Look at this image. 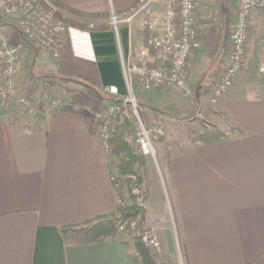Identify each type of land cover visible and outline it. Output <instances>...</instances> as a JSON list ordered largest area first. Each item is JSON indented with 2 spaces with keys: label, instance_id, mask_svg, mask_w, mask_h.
I'll return each mask as SVG.
<instances>
[{
  "label": "crops",
  "instance_id": "obj_1",
  "mask_svg": "<svg viewBox=\"0 0 264 264\" xmlns=\"http://www.w3.org/2000/svg\"><path fill=\"white\" fill-rule=\"evenodd\" d=\"M59 1L84 15L62 8L67 30L60 59L35 43L20 44L21 84L24 89L25 76L40 69L68 86L80 80L104 90L114 86L117 92L108 95L115 98H139L147 121L163 130L162 179L174 212L172 220L161 174L146 159L144 230L160 241L158 264H177L182 248L186 264H264V16L253 13L244 66L228 94L212 102L211 83L228 62L235 0L222 43L211 54L202 46L192 54L187 86L159 85L158 91L134 75L128 84L124 73V63L165 64L166 49L147 44L152 31L143 22L147 11L137 8L141 0ZM201 1L208 15L214 0ZM167 5H151L158 32L167 29ZM112 14L120 25L112 26ZM68 99L66 105L43 101L34 111L0 104V264H142L129 239L73 243L63 235V226L115 212L119 204L102 139L90 128L94 115L75 110Z\"/></svg>",
  "mask_w": 264,
  "mask_h": 264
},
{
  "label": "built area",
  "instance_id": "obj_2",
  "mask_svg": "<svg viewBox=\"0 0 264 264\" xmlns=\"http://www.w3.org/2000/svg\"><path fill=\"white\" fill-rule=\"evenodd\" d=\"M158 0H141L139 5L147 11L143 22L146 28L152 31L147 39V44L159 49H166V54L161 64L151 63H124V73L129 84L134 75L155 83L169 87L182 88L186 84L189 61L195 50L202 45L197 29V8L200 0H167L165 22L168 25L164 32H158L159 18L150 14V5ZM233 23L230 28V45L228 62L221 71L210 94L212 102H218L224 98L245 62L247 44L251 34L252 15L259 11L264 16V0H235L233 4ZM12 17L15 19L19 33L28 42L37 44L45 49L53 58L60 59L65 41L67 21L62 8L53 0H0V19ZM112 22H119L116 15L112 14ZM22 47L12 41L9 32L0 27V104L16 101L22 109L34 111L36 104L32 93L28 90L21 92L20 72L22 69ZM264 73V53L260 65ZM116 93L114 86L106 89ZM133 104L135 116L134 134L138 150L144 155L155 156L156 151L139 110L135 97L132 94L126 98ZM53 104H59L54 100ZM115 105L103 106L95 112V118L99 120V135L103 141L105 152L111 154L109 142L112 116L116 113ZM153 130L163 134L159 125ZM110 158V156H109ZM110 163V161H109ZM117 177L111 175L112 181ZM116 185V184H115ZM119 196V201H121ZM120 231L126 230L123 223ZM142 240L153 249L160 247V241L150 231L142 233Z\"/></svg>",
  "mask_w": 264,
  "mask_h": 264
},
{
  "label": "rangeland",
  "instance_id": "obj_3",
  "mask_svg": "<svg viewBox=\"0 0 264 264\" xmlns=\"http://www.w3.org/2000/svg\"><path fill=\"white\" fill-rule=\"evenodd\" d=\"M221 1L222 0H214L213 3H211L212 7L210 8L208 15L207 14L203 15L202 10H201V5L197 8V20L199 19L198 14L202 13V16H200V17H202V19L198 20V22H197L198 23V25H197L198 34H199V38L201 39V42H202L201 46H202V48L207 49V51H209L210 54H211V52H213L215 50V44H216L217 40H219L222 43L221 31L223 28V22H226V21L228 22V20L231 18V14H232L231 12L228 11V8L231 6L230 0H226L225 5L227 6V8H226V12H224V14H223L224 20L222 21ZM199 3H202V1L200 0ZM151 5H150V8H151ZM137 8L145 11V9L141 8V5H139ZM232 10H233L232 15H234V8ZM116 17L119 21L117 23V25H120V16L118 14H116ZM231 21H232V19H231ZM110 23L112 24V26H117V25L113 24L111 16H110ZM231 26H232V24H231ZM231 26H230V28H231ZM0 27L5 28L9 32L13 42L23 45V48L26 49L24 43H26L28 41L24 36H22L19 33V31L16 27L15 19H13L12 17L0 19ZM230 28H229V33L227 32V34H229V39H230ZM23 48L21 51L22 55L25 52L24 51L25 49L23 50ZM197 50H195L194 53ZM226 51H228V48ZM191 59H192V57L190 58L189 66L187 69L186 84L182 88H185L188 84L189 71L192 69ZM203 65H204V63L200 67V70L203 68ZM22 70H24V64L23 63H22ZM27 70L30 72L29 68H27ZM33 71H34L33 72L34 75L32 74L31 76H25V85H24L25 88L23 89V86L21 84V92H23L24 90L30 91V93H32L36 107H38L39 103H41L43 101L47 102V101H52L54 99L59 101V105L60 104L62 105L65 103V101L70 102L68 99V97H69L72 100L71 105H72V107H74L75 110L87 111V112H90L94 115L95 112L98 109H100L101 107L111 105L110 103H108L106 101H102L99 99L98 95L93 91V88L95 86H93L90 83H87L85 81H80V80H74V81L69 83V85L71 84V86H68V84L66 85L65 82H61V81L59 82V80L56 77H53L52 75L45 73L40 69H34ZM27 73L28 72L26 71L23 75H26ZM205 75H207V74H205ZM139 80L144 85L145 84L149 85V83H150V81H148V84H147L146 80L141 79V78ZM20 81H21V79H20ZM20 83H22V82H20ZM66 83H68V82H66ZM211 84H213L212 85V88H213V86L215 85L214 80ZM149 86L151 88H154L155 91L159 90L158 89L159 85H157L155 83L151 82V85H149ZM161 86H163V85H161ZM95 88L98 91H100L101 94H105V93L108 94L107 90H102L101 88H98V87H95ZM177 88H179V87H177ZM132 95L135 97L136 106L139 110L140 116L142 117L146 128L149 130V135H150V138L152 140V143H153L155 151H156L155 156H153L151 154L145 155V156H148V157H146V159H149L150 163L152 165H154V167H156L158 173L161 174V178H160L161 180L160 181L162 184H160V189H161V193H162L163 203L166 207L167 213H169V215L171 216V219L173 220L174 212L172 210L171 202L169 201V197H168V193H169V187L167 185L168 183L166 184L165 178L162 179V173L164 174V172H165V170H164L165 165H164V159L162 161V158L160 156L159 145H158L159 136L161 134H159L153 130V127H155L157 124L155 122L149 123L147 121L145 114L142 111V106H141L139 98L134 93ZM124 100L126 101V99H124ZM126 102L129 103V105L131 107V112L133 113V107H134L133 104L130 101H126ZM10 105H12L13 107L19 106L20 108H22L15 100L5 104L4 106L10 107ZM64 105H66V103ZM94 117H95V115H94ZM132 137H135L134 129H133ZM103 147H104V145H103ZM109 156H110V158H109ZM111 159H113L114 163H115V161H117V157L112 155V153L108 155V161H110ZM139 173L143 176V181H142V185H141L140 190L136 189V191H141L140 197L141 198L145 197L146 198L145 201H146L150 197V190H149L150 186H149V183L147 181V175L145 173V164L143 167H141L139 169ZM112 174L115 175V177H117V178L119 176L118 169L115 166V164H111V175ZM167 182H168V180H167ZM124 191L126 194L125 199L127 201V187H124ZM122 203H124L123 199L121 201H119V204H122ZM145 231H147V230H143V232H145ZM118 236L123 240L129 239L128 240L129 246L133 251H135L134 241L130 238L129 234H126L125 232H122L119 230ZM159 248L158 249L156 248L153 250L151 249L156 260L158 258V254L160 251ZM163 264H165V263H163ZM177 264H186L184 253H182V249H177Z\"/></svg>",
  "mask_w": 264,
  "mask_h": 264
},
{
  "label": "trees",
  "instance_id": "obj_4",
  "mask_svg": "<svg viewBox=\"0 0 264 264\" xmlns=\"http://www.w3.org/2000/svg\"><path fill=\"white\" fill-rule=\"evenodd\" d=\"M53 1L61 8H65L68 13L84 15L82 12L64 6L59 0ZM69 21L84 25L74 19ZM93 91L100 100L115 105L117 108L116 113L112 116L109 138L112 145L111 153L117 157V161L114 163L111 159L110 164H115L118 169L119 176L113 183L116 184L119 196L124 200V203L119 204L115 212L96 215L81 223L63 226V235L67 241L73 243L93 242L107 238L115 239L120 226L125 223L126 230L124 232L129 234L135 243L136 240L142 238L148 212L144 203L146 198H141V191H136V189L140 190L142 185L143 176L139 173V169L146 163V156L138 150L135 137H132L135 116L131 112L129 103L124 99L109 96L107 93L101 94L95 87ZM64 108L73 110L71 106H64ZM98 126L99 120L94 117L90 126L91 131L99 133ZM167 154L170 157L168 145ZM124 187H127V201ZM133 255L141 263L140 255L136 251Z\"/></svg>",
  "mask_w": 264,
  "mask_h": 264
},
{
  "label": "water",
  "instance_id": "obj_5",
  "mask_svg": "<svg viewBox=\"0 0 264 264\" xmlns=\"http://www.w3.org/2000/svg\"><path fill=\"white\" fill-rule=\"evenodd\" d=\"M134 246L136 252L140 255L142 264H158L157 260L155 259L151 251V248L144 240L142 239L136 240Z\"/></svg>",
  "mask_w": 264,
  "mask_h": 264
}]
</instances>
